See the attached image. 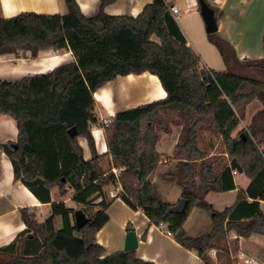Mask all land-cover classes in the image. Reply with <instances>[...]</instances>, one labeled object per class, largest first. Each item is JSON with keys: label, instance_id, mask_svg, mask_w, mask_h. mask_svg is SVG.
Instances as JSON below:
<instances>
[{"label": "trees", "instance_id": "obj_1", "mask_svg": "<svg viewBox=\"0 0 264 264\" xmlns=\"http://www.w3.org/2000/svg\"><path fill=\"white\" fill-rule=\"evenodd\" d=\"M65 1L66 15L0 16V56L29 52L37 57L54 49L71 51L74 57V62L45 74L16 82L0 80V116L14 119L19 130L16 144L0 148L13 164L15 180L40 202L51 205V216L42 223L31 209L20 210L26 230L0 248V264H155L139 258L136 251L107 254L97 243L114 202L108 200L105 188L116 185L121 187L116 198L141 211L151 225L166 224L171 237L205 264H212L211 250H227L232 232L244 239L264 236L260 206L264 201V57L241 60L229 41L215 38L211 41L228 69L203 68L165 0H153L137 17L106 14L104 8L117 0H101L98 14L92 17L82 14L77 0ZM239 69L256 72L260 78L241 74ZM144 73L159 79L167 97L110 119L105 127L108 151L120 173L106 175L92 136V126L99 123L94 94L118 76ZM254 101L262 109L240 130L246 108ZM174 115L182 119L172 176L182 198L189 200L183 214H167L171 204L158 196L153 184L162 164L157 128L170 133ZM72 128L78 132L74 138L69 135ZM205 129L219 136L220 155L227 156V163L210 159L201 150L200 132ZM80 137L89 142L91 160L84 159ZM234 171L246 174L251 183L239 192L232 207L218 212L206 197L235 190ZM56 187L62 196L73 191L72 200L90 219L85 227L77 229L75 209L52 201L51 190ZM88 207L94 208L92 215L86 212ZM195 208L212 221L211 232L197 237L185 229ZM56 217L62 220L60 229ZM127 231H133L131 226Z\"/></svg>", "mask_w": 264, "mask_h": 264}, {"label": "crops", "instance_id": "obj_2", "mask_svg": "<svg viewBox=\"0 0 264 264\" xmlns=\"http://www.w3.org/2000/svg\"><path fill=\"white\" fill-rule=\"evenodd\" d=\"M152 1L117 0L115 3L106 6L104 12L111 16L137 17L145 6L152 3ZM189 1L195 2V0ZM77 2L82 14L87 17L95 16L100 10L101 0H77ZM165 2L170 8L174 6L178 7L183 12L182 15H184V11L180 8L178 0H165ZM206 2L215 10L219 26L218 33L223 34V39H226L233 45L239 59H262L264 57V25L259 31L256 45H244L241 40L244 36L243 33L237 32L235 35L232 33L234 26L243 17L242 13L244 10L242 6L257 2L264 3V0H206ZM25 12L43 15H66L68 8L65 0H0V16L3 18H12ZM176 20L188 41V45L194 49L178 18ZM237 35L238 39H236ZM72 62H74V57L72 52L68 50L48 49L41 51L37 57H32L29 52L21 53L17 56H0V80L16 82L26 76L45 74L61 65ZM139 88L142 93L137 94L133 91V89L137 90ZM166 97L167 93L159 79L150 73L118 76L116 80L107 83L94 94L96 100L94 112L99 119V123L92 126V136L95 142L96 153L100 157V167L106 175L113 173L118 177L120 170L114 167L113 158L109 154L103 121L111 119L118 112L162 100ZM261 109L262 105L253 113H250L247 109L245 119L242 122L246 124L244 125L245 128L251 123L253 116ZM181 129L179 127L176 132H170L163 136L160 135L157 144V150L164 160L154 177L153 184L158 196L171 205L178 203L182 198V190L177 185L175 177L172 176L176 170L177 161L169 159L173 157ZM18 137L17 122L8 116H0V146L16 144ZM78 142L83 149L84 159L87 161L91 160L93 153L88 140L80 137L78 138ZM213 156L214 153L212 151L209 157ZM233 176L237 187L235 190L224 193L211 192L206 197L208 203L218 212L232 207L237 201L239 192L247 190L251 183L250 178L244 173L234 171ZM120 190L121 187L119 185L113 186V189L111 186L105 188L107 197L111 194L114 202L107 211L110 221L98 232L96 239L97 243L106 249L107 254L120 251V249L114 248L115 245L109 241L108 236L110 234L107 232V228L112 221L111 210L115 204H120L121 208L125 211V217L118 222L122 230L121 243L123 246L125 245L128 234L127 227L131 226L139 239V246L136 250L139 258L155 264H205L195 252L187 250L172 237L168 236L164 229L151 225L149 219L141 211L132 210L120 198H116ZM68 192L70 197L67 203L65 200L59 201H63L67 204V207L73 209L76 206H80L72 200L73 191L69 189ZM51 198L53 202H59L57 200L56 188L51 190ZM260 206L264 212V201H261ZM24 208L31 209L35 217L36 214L44 212V216L39 219L40 221L36 217V220L41 223L51 216V205L40 202L21 181L15 180L13 164L7 153L0 148V248L8 246L20 233L26 230V225L22 220L20 212ZM185 229L190 236H201L211 232L212 221L205 211L195 208L186 221ZM144 235L145 239L143 238ZM259 237L262 239L263 249L253 252L250 250V244ZM263 239L264 236L261 235H253L248 239L237 238L235 233L232 232L227 238V250L219 251L213 249L210 251L209 256L212 264H223L221 262L229 258L232 260L235 252L232 247L236 248L238 252L237 257L240 253H245L250 257H253L252 255L254 254L260 257L264 263Z\"/></svg>", "mask_w": 264, "mask_h": 264}, {"label": "rangeland", "instance_id": "obj_3", "mask_svg": "<svg viewBox=\"0 0 264 264\" xmlns=\"http://www.w3.org/2000/svg\"><path fill=\"white\" fill-rule=\"evenodd\" d=\"M178 2H179L180 8L184 11V15L179 17L178 21L181 24L184 31L186 32L188 36V40L191 42V44H193L195 51L199 55L201 59V66L203 68H209V69H212L218 72L226 71L228 69V66L224 62L217 47L211 41L212 39H215V38H224L223 34L219 32L213 35H208L206 33V27H205L204 20L199 10L198 0H195V2L189 1V0H178ZM242 8L244 10V12L242 13L243 17L237 22L236 26H234V28L232 29V33L235 35L237 34V32H242L244 36L242 37L241 40L244 45H247V44L256 45L259 31L264 25V3L257 2L254 4L253 3L249 4L247 6L243 5ZM238 38L239 37L237 35L236 39ZM239 72L244 75L255 76V77L260 78V76L256 72H253V71H246V70L239 69ZM133 91H135V93L137 94L142 93L140 88L137 90L133 89ZM259 103L260 102L258 101H254L246 108V111L248 109L250 113L255 112L258 109V107L261 105V103L260 104ZM173 118L174 120L171 121L170 123V129H171L170 132H176L178 131V128L181 127L178 123L182 122V119L177 115L176 116L174 115ZM241 124L242 125H240L239 127L240 130L244 129L245 128L244 125H246L245 123H241ZM157 129L161 136L166 134L162 132L159 129V127ZM199 146L201 150L206 152L208 158L217 159L219 162L224 163V164L227 163L228 161L227 156L220 155L222 152V149L220 148L221 144H220V139L217 133L212 132L207 129L202 130L200 132ZM212 151L214 153V156L209 157L210 152ZM169 159L174 160L173 157ZM163 160L164 159H162V161ZM111 188L113 189V186H111ZM118 194L119 192L117 193V195ZM56 195H57L58 201L65 200L66 203H67L68 198L70 197L68 190H67V194L65 196H62L60 194V190L57 187H56ZM108 200L109 201L113 200L111 194L109 195ZM82 209H83L82 206H76L75 208L76 211H79ZM85 210L89 215H92L94 213L93 207H88ZM111 215H112V221L110 222L107 228V232L110 234L108 236V239L112 244L115 245L114 248L123 250L124 246L121 243L122 230L120 229V224L118 222L120 221V219H123L125 217V211L121 208L120 204H115L111 210ZM43 216H44V212H40L36 214L37 220L41 219V217ZM55 224H56V227L62 228V220L60 217H56ZM232 249L233 251H235L234 258L232 260L230 258L223 260L221 263L238 264V259L236 256L238 252L235 247H232ZM262 249H263V243L260 237L257 238V240H255L252 244H250V250L253 252L261 251ZM252 256L256 260L257 264H264L260 257L254 254Z\"/></svg>", "mask_w": 264, "mask_h": 264}, {"label": "water", "instance_id": "obj_4", "mask_svg": "<svg viewBox=\"0 0 264 264\" xmlns=\"http://www.w3.org/2000/svg\"><path fill=\"white\" fill-rule=\"evenodd\" d=\"M199 10L201 16L204 20L206 33L208 35H213L218 33L219 26L216 19L215 10L211 8L205 0H199ZM69 135L74 138L78 135L77 129L72 128L69 130ZM17 148V145H15ZM189 204V200L185 198H181L178 203L171 205L167 211V214H183L186 212L187 206ZM75 223L77 229L80 230L85 227L89 222L90 219L86 216V214L79 210L74 213ZM139 246V239L136 235V232L130 231L128 232L125 240V245L123 251L125 252H132L136 251Z\"/></svg>", "mask_w": 264, "mask_h": 264}, {"label": "built area", "instance_id": "obj_5", "mask_svg": "<svg viewBox=\"0 0 264 264\" xmlns=\"http://www.w3.org/2000/svg\"><path fill=\"white\" fill-rule=\"evenodd\" d=\"M170 12L175 17V19L181 17L182 16V13H183L178 7H175V6L170 8ZM110 122H111L110 121V118L109 119H105L103 121V126L104 127H108L109 124H110ZM119 173H120V171H119ZM159 227L162 228V229H164L165 230V233L168 236L171 237V231L169 230V228L167 227L166 224L161 223L159 225ZM237 259H238V264H257L256 263V260L253 257H250V256H248L245 253H240L238 255Z\"/></svg>", "mask_w": 264, "mask_h": 264}]
</instances>
